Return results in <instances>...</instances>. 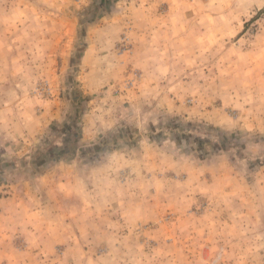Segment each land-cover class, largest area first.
<instances>
[{
	"label": "rangeland",
	"instance_id": "obj_1",
	"mask_svg": "<svg viewBox=\"0 0 264 264\" xmlns=\"http://www.w3.org/2000/svg\"><path fill=\"white\" fill-rule=\"evenodd\" d=\"M7 1L16 8L24 5L14 11L18 20V14L33 19L48 1L63 0L0 3ZM68 1L81 10L76 35L82 41L74 44L79 58L95 7L83 10L86 0ZM160 8L164 16L176 10L174 18L180 12L179 18L196 20L199 30L188 44L183 40V50H192L173 58L168 73L146 74L134 60L129 38L120 34L112 50L123 65L137 67H123L116 81L99 92L84 93L77 69L67 78L55 74L60 58L40 61L55 69L24 89L29 99L74 101L64 105L63 113L75 116L68 139L75 150L62 158L78 163L77 183L72 195L61 194L58 202L72 217L58 220L60 232L46 234L40 256L16 237L13 260L3 258L0 264L19 262L28 252L45 264L61 259L62 264H226L225 244H245L247 237H255L250 239L262 253L263 237L227 235L220 247L217 230L243 225L264 230L263 218H230L232 207L243 211L248 204L229 198L239 190L235 180L251 183L264 167V0H167ZM21 28L14 33L23 34ZM22 45L28 53L45 47ZM24 61L34 65L37 59ZM89 116L96 125L87 129ZM259 259L255 252L254 264Z\"/></svg>",
	"mask_w": 264,
	"mask_h": 264
},
{
	"label": "crops",
	"instance_id": "obj_2",
	"mask_svg": "<svg viewBox=\"0 0 264 264\" xmlns=\"http://www.w3.org/2000/svg\"><path fill=\"white\" fill-rule=\"evenodd\" d=\"M163 1L167 0H100L99 4L86 0L83 10L92 5L95 11L94 18L87 23L83 55L79 58L75 56L74 49L78 31L77 15L81 11L77 6H72L68 0L48 1L42 9L44 13H39L38 17L24 19L25 14L21 13L18 15L22 19L15 20L14 11H23L24 5L16 8L8 1L0 3V11L5 12L0 13L4 15L0 17V260L12 257L15 242H18L13 241L16 237H21V241L24 240L33 252L39 251L37 256H40L43 251L40 244L46 234L60 232L62 221L59 223L58 220L72 217L58 207V202L61 194L72 195L71 187L77 183L78 163L64 162L62 158L75 150L68 142L75 116L67 118L63 113L64 105L66 107L74 101L64 104L60 99H29L24 89L32 88L36 81L34 78L55 69L53 64L48 68L40 61L50 60V57L56 60L60 58L61 68L55 74H65L64 78H67L68 73L77 69L81 74L80 85L82 87L83 84L84 93L99 92L116 81L123 67H137L128 62L123 65L112 50V44L120 34L129 38L136 49L134 60L146 74L161 76L168 73L173 58H180L184 52L192 50V47L183 50V40L188 44L189 38L199 34V30L196 20L179 18L180 12L177 14L179 17L174 18L176 10L172 16L159 13ZM37 10L41 11L39 7ZM16 27H22L20 30L25 32L15 34ZM81 41L77 39L76 42ZM17 43L21 44L20 48L15 46ZM24 43H43L45 47L41 51L28 53L21 50ZM184 57L190 56L185 54ZM31 58L37 59L34 65L24 61ZM15 62L18 63L15 65ZM30 68L32 70L29 72ZM147 84H151L150 79ZM71 109L74 115V107L71 106ZM87 125V129L94 128L96 120L89 116ZM235 181L239 190L229 198L233 204L245 203L248 207L243 211L233 210L232 207L230 218L264 219V167L259 169L251 183L239 179ZM54 217L56 221H53ZM64 224L69 226L66 222ZM221 230H217L220 235L217 244L220 247L224 245L222 242L227 235L234 238L252 233L264 239V230L255 231L244 225L237 230L232 226ZM250 238L255 239L247 237L245 244L232 240L225 244L226 264H254L255 252L256 256H261L260 264H264V242H261V253ZM56 239L53 236V242ZM71 246L78 250L76 243ZM212 247L210 254L216 246ZM31 256L36 255L28 252L26 258L12 264H45L42 258ZM62 261L59 260L58 264H62ZM92 261L85 260L86 264H93Z\"/></svg>",
	"mask_w": 264,
	"mask_h": 264
}]
</instances>
